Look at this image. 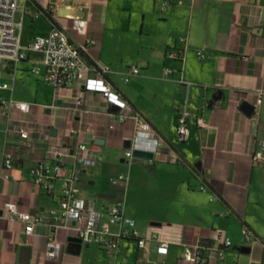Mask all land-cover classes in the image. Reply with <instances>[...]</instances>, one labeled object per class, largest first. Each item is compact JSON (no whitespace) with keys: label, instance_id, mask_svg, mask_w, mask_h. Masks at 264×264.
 Returning <instances> with one entry per match:
<instances>
[{"label":"crops","instance_id":"obj_1","mask_svg":"<svg viewBox=\"0 0 264 264\" xmlns=\"http://www.w3.org/2000/svg\"><path fill=\"white\" fill-rule=\"evenodd\" d=\"M155 2L151 0L155 19L142 14L141 46H131L126 36L122 42L117 39L118 47L129 46L122 50L110 48L107 0L22 2L33 12L55 5L59 16L66 8L91 14L85 34L69 36L86 46L87 59L111 69L106 79L129 109L113 111L102 95L83 91L77 82L61 90L48 86L32 72L34 61L40 59L37 54L16 70L3 71L0 84L7 83L10 89L0 90V99L13 98L33 109L11 121L0 116V153L19 143L14 121L31 123L33 134L39 136H32V149L18 153L11 179L0 180V264H21L24 247L31 250L28 264H186L185 248L195 245L205 248L207 264H264V163L252 161L264 140V0H164L165 13L158 16ZM42 18L47 27L34 33L24 28V44L50 31L47 17ZM28 19L34 20L27 17L25 27ZM59 22L69 21L59 17ZM172 51L181 52V60L169 59ZM133 67L140 74L125 83L123 77ZM167 69L173 73L167 74ZM244 103L254 107L251 117L241 110ZM185 110L190 137L182 142L177 126ZM119 114L126 116V122H120ZM138 116L163 141L152 166L141 158H125V143L136 131ZM200 118L207 128L198 126ZM73 128L78 134L71 138ZM80 145L87 146L84 154L91 159L87 167L77 161ZM59 148L66 151V176H80L79 196L94 203L105 221L108 209L123 203L125 216L135 220L140 234H159L169 242V253L160 255L156 241L139 248L136 241L123 240L116 255L95 244L89 248L84 244L78 256L68 254V239L76 237L72 225L63 220L55 229L49 217L52 209L60 210V185L54 193H46L31 175L38 163L54 166L53 152ZM122 173L129 181L113 186L110 179ZM7 202L40 220L32 236L25 235L22 223L8 217ZM152 222L162 226L153 227ZM245 228L253 236L248 243L242 236ZM219 230L231 240L230 247L214 241ZM50 237L62 245L55 260L46 257ZM204 239L211 245L202 243ZM242 247H249L250 253H241Z\"/></svg>","mask_w":264,"mask_h":264},{"label":"built area","instance_id":"obj_2","mask_svg":"<svg viewBox=\"0 0 264 264\" xmlns=\"http://www.w3.org/2000/svg\"><path fill=\"white\" fill-rule=\"evenodd\" d=\"M31 0H0V76L7 69H17L20 63L27 60L31 54L40 55V59L34 61L32 72L41 75L46 84L55 90H61L72 84L79 83L85 92L97 93L102 95L108 102L109 107L117 108L119 112L129 109V104L106 79V75L112 73L109 67L87 59V48L78 45L70 38L72 32L85 34L91 14L85 17L59 16L58 8L55 5L38 8L33 12L22 2L27 4ZM73 10V9H72ZM27 17L39 19L47 17L51 24V29L46 35H38L33 38L30 44H24L23 32ZM59 17H65L66 24L59 22ZM184 42V40H182ZM167 57L171 60H181V52H169ZM199 57L204 59L205 55L199 53ZM43 67V69H42ZM167 74L173 73L166 70ZM140 74L138 67H133L123 77L125 83H129L133 77ZM7 83L0 84V90H9ZM261 103V100H258ZM77 106L81 101H77ZM33 105L13 98L0 99V116L11 121L16 115H29ZM117 114L111 113V116ZM120 122H126L124 114H119ZM15 122V131L19 137V143L12 151L0 153V180H10V172L16 167L18 153L27 149H32L31 142L34 127L31 123L23 120ZM197 124L201 128H207V122L200 118ZM136 131L130 139V148L125 151V158L129 161L134 158L135 152H145L156 155L163 146V141L157 137L151 125L142 117L136 118ZM114 129V125L110 126ZM71 138L78 134L77 129H70ZM177 137L179 141L185 142L190 137L188 128V114L186 110L179 117L177 126ZM81 155L77 157L78 163L87 167L91 165V159L85 156L86 145H80ZM66 151L56 149L53 158L56 162L54 166L38 163L31 169V175L35 185L46 193H54L59 184V207L60 210L52 209L49 213L53 227L57 229L63 220L72 225L76 237L81 239L83 244H95L106 250L110 255H116L119 251L120 243L123 240L136 241L139 248H144L149 241H156L159 244L158 253L166 256L169 253L170 244L161 238L157 233H147L141 235L136 227L135 220L127 218L124 214V204L117 203L108 209V218L105 221L104 215L91 203L79 196L80 176L72 174L66 176L64 159ZM147 166L153 165L152 159L141 158ZM253 164L261 165L264 163V140L260 141L258 149L253 155ZM129 176L122 173L112 177L110 182L113 186L120 183H127ZM205 190L204 187L201 188ZM4 210L8 217L24 225V233L30 237L35 232L40 220L28 212H22L14 202L4 204ZM242 236L246 243L253 239L249 229L242 230ZM213 239L219 242L221 247H230L231 240L222 230L214 233ZM62 245L59 241L50 237L46 245V257L50 260L58 259ZM223 256V251H219ZM183 261L186 264H207L205 248L201 245L187 246L185 248Z\"/></svg>","mask_w":264,"mask_h":264},{"label":"rangeland","instance_id":"obj_3","mask_svg":"<svg viewBox=\"0 0 264 264\" xmlns=\"http://www.w3.org/2000/svg\"><path fill=\"white\" fill-rule=\"evenodd\" d=\"M155 1V15L164 14L165 12L161 10L164 0ZM107 5L108 18L105 29L113 36V39L110 41V48L114 50L128 49L129 46L123 43H119V47L117 45V39L119 38V41L122 42L124 39H127L125 38L126 36H128V41H130L131 46L140 47L144 41L138 36L141 30L140 22L142 20V14L146 13L147 17H149L148 19H155V16L152 15L153 6L151 7V0H107ZM47 25V22L43 18L35 20L28 19L25 31L34 33L43 30ZM167 30L168 28L165 26L164 31ZM135 171L136 169L133 170V173Z\"/></svg>","mask_w":264,"mask_h":264},{"label":"water","instance_id":"obj_4","mask_svg":"<svg viewBox=\"0 0 264 264\" xmlns=\"http://www.w3.org/2000/svg\"><path fill=\"white\" fill-rule=\"evenodd\" d=\"M60 13L62 15H68V16H75V17H85L86 12L85 11H74L71 9H61ZM60 104V103H59ZM241 110L243 111V113L249 117H251L254 113V107L250 104L244 103L241 106ZM113 111H117V108H113ZM54 132V131H53ZM34 138H37L39 135L38 134H33L32 135ZM98 144L101 143L103 144V141L97 140L96 141ZM125 148L129 149L130 148V142L127 141L125 143ZM135 156L139 157V158H143V159H152L153 158V154L150 153H145V152H135ZM151 226L153 227H161L162 224L161 223H157V222H152ZM202 243L206 244V245H211V241L204 239L202 241ZM84 244L82 242L81 239L77 238V237H71L68 239V243H67V253L71 254V255H80L81 250L83 248ZM85 248H89V245H85ZM239 251H241V253L243 254H248L250 253L251 249L249 247H242L239 249ZM30 254H31V250L29 248H21L20 250V260L19 262L21 264H28L29 263V258H30Z\"/></svg>","mask_w":264,"mask_h":264}]
</instances>
